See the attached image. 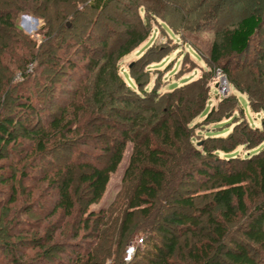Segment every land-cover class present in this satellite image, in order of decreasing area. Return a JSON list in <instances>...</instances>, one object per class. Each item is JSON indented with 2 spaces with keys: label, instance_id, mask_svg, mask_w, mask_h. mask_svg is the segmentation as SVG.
Wrapping results in <instances>:
<instances>
[{
  "label": "trees",
  "instance_id": "obj_1",
  "mask_svg": "<svg viewBox=\"0 0 264 264\" xmlns=\"http://www.w3.org/2000/svg\"><path fill=\"white\" fill-rule=\"evenodd\" d=\"M74 1L40 0L36 11L47 10L46 3L59 7ZM261 1L249 0L253 10L229 25L220 14L200 13L193 23L183 19L178 31L180 40L197 51L192 35L215 28L208 65L212 71L220 68L255 111H264ZM15 2L0 0V31L14 38L11 44L3 42L0 52L21 51L16 76L0 54V66L6 67L0 71V171L13 173L0 177V187L16 182L23 160L36 162V179L47 182L46 192L36 198V249L44 252L37 250L36 261L23 264H107L116 234L119 247L133 244L138 235L147 237H140L143 243L130 262L118 259L115 264H264V146L240 159L237 163L244 167L235 169L227 165L236 158L217 156L245 144L235 131L209 137L222 142L220 146L193 143L190 123L210 99L207 76L172 92L151 88L141 94L144 75H133L139 92L119 74V60L144 42L150 30L138 32L128 25L116 30L99 17L111 19L115 6L137 14L143 7L158 15L157 0H81V7L70 13L61 6L56 20L46 19L40 42L20 31L13 34L18 30L15 13L25 9L27 0ZM97 27L105 36L91 48ZM66 70L68 78L62 80ZM32 80L35 87L29 88ZM201 85L195 97L187 95ZM230 100L224 98L220 109ZM215 112H208V118ZM263 134L257 136L261 141ZM227 141L233 145L225 146ZM128 143L132 149L122 186L129 184V192L122 187L111 204L89 209L103 198ZM195 179L209 192L184 193L188 181ZM52 218L42 226V220ZM235 224L241 229L238 238L230 235ZM42 228L46 236L38 238ZM13 248L0 242V264H22Z\"/></svg>",
  "mask_w": 264,
  "mask_h": 264
},
{
  "label": "rangeland",
  "instance_id": "obj_2",
  "mask_svg": "<svg viewBox=\"0 0 264 264\" xmlns=\"http://www.w3.org/2000/svg\"><path fill=\"white\" fill-rule=\"evenodd\" d=\"M39 1L27 0L24 5L25 9L16 11L14 22L18 30H14L13 34H19L21 32L22 34H26L31 40L40 42L43 39V33L48 27L46 19L51 18L56 20V17H59L58 13L62 7L69 13L73 11L75 6L78 5V8L81 7V0H76L70 4H59V7L54 5L53 2H50L45 5V8H48L47 10L40 8L36 11V7L40 5ZM8 2L11 5L16 4L15 0H8ZM248 2L249 0H157L155 3H158V6L161 7V9L159 8L161 13H158V15L147 13L143 7L139 9L137 14L133 9L131 12L126 13L123 12L122 7L116 9L115 6L110 13L111 19L105 16L99 17L100 22H109L115 26L116 30H124L127 25L131 26L134 30L136 29L138 32L143 31L144 27L149 28L150 34L147 39L129 54L122 57L118 62L119 74L128 85L133 86L138 91L139 89L133 75H144L143 82H146V84L141 87V92L139 91L141 94H143L142 92L144 90H150L151 88H156L159 93L164 94L174 91L176 87H182L193 81H197L203 76L210 78L208 83L210 99L207 101L204 111L197 115L190 123L193 143L200 146L205 142H209L211 145L220 146L222 142L217 141L218 139L216 141H209V137L227 136L229 133L235 131L237 139L243 140L245 144L237 146L228 154L223 151L217 153L219 158H226L227 160L231 156L236 158L237 161H232L233 163L227 165V168L231 166L235 169H242L244 167V163H237L240 159L248 157L253 152H257L261 146H264V141H261L257 137L260 132L264 133V111L259 109L255 111L252 109L249 106L247 95L237 90L228 81L227 76L220 68L212 71L208 65L207 59L215 32L214 27L202 29L192 35L193 43L198 49L197 51L189 44L183 43V40H180L182 35L178 31L183 24V19H188L189 23H193L199 19L200 13L201 15L202 13L206 15L211 13L213 15L220 14L219 16L222 17L223 24L226 25L237 22L244 14L253 10V7H251L252 2ZM217 3L219 7L215 6ZM262 3L263 0L260 4ZM261 8H264V4L261 5ZM66 22L69 25L71 24L72 19L70 16L66 19ZM1 28L0 26V30ZM262 33L263 35L260 38H264V30H262ZM6 34L5 31H0V45L3 42L8 44L13 42L14 38ZM93 34L94 37L89 40V45L91 48H97L101 44L100 38L105 36V31L97 27L93 31ZM20 53V49L17 52H13L11 48L9 50H1L0 54L2 55L3 65L8 64L10 66L7 68L9 71H17L16 62L19 61L16 55H20ZM132 69L135 70L134 73H131ZM4 70H6V67L1 65L0 71L2 74ZM73 72V74H76L77 71L74 70ZM81 72L85 74V72ZM16 74L17 72L15 76ZM68 74L69 71L66 70L64 74L60 75V78L66 80ZM34 84V80H32L28 87H35ZM202 87L203 85L193 89L191 88L188 92L186 91L189 93L187 95H190V98L195 97L196 94L201 92ZM222 87H226V90L224 91ZM232 96H236L237 99H233ZM226 97H230L231 100L224 105V109L222 110L220 109L221 104ZM213 109L217 112L208 118L207 113ZM217 118H219V121H214ZM251 127H254V129H251ZM251 142H254V144ZM25 144H28V142H25ZM224 145L232 146L233 143L232 141H227ZM131 149L132 145L128 143L123 161L118 170L111 175L103 198L100 202L91 205L89 209L94 208L97 210L101 206H108L123 189L122 187L126 188L124 191L129 192L131 188L129 184L122 186V182ZM12 174L10 169L0 171V177L12 176ZM17 176L16 182L10 180L7 184L0 187V242L11 243L14 247L13 249L19 252L17 255L23 264L35 262L37 250H39L40 254L44 252L43 248L41 250L36 249V218H39L38 216L36 217V198L41 192H46L44 187L47 182L41 181L38 178L36 179V162L34 161L30 163L29 160H23L17 171ZM206 190L208 189L201 187V182L195 179L188 181L183 192L196 196L209 192ZM121 216L125 217V214L123 213ZM53 219L42 220V226L46 223L53 222ZM239 226L236 225L232 229L230 232L231 236L235 238L241 236ZM38 232V238L41 235L46 236L43 228ZM142 236L147 237L145 234L136 237L140 238ZM77 241L80 242L79 240ZM135 241L136 239L133 242L134 244ZM146 241L148 239H145ZM47 242V247L51 246L52 242ZM118 243L119 236L116 234L113 255L108 259L107 264H115L118 259H123L126 262L125 255L128 247H119ZM143 246H145V243ZM71 250L73 249H67L68 252ZM186 253L187 250H184V254ZM134 255L135 253L132 259ZM61 257L66 259L64 254ZM183 263H187V261Z\"/></svg>",
  "mask_w": 264,
  "mask_h": 264
},
{
  "label": "built area",
  "instance_id": "obj_3",
  "mask_svg": "<svg viewBox=\"0 0 264 264\" xmlns=\"http://www.w3.org/2000/svg\"><path fill=\"white\" fill-rule=\"evenodd\" d=\"M222 89L225 91L226 90V87H222ZM142 243H143V238H138L135 241V244L133 243V244H131V245L128 246V248L126 250L127 252H126V255H125V261L126 262L131 261L132 256L135 253V250H136L137 245H140Z\"/></svg>",
  "mask_w": 264,
  "mask_h": 264
}]
</instances>
